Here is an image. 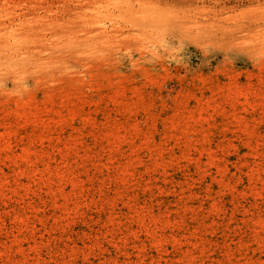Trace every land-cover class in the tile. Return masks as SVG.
<instances>
[{
  "label": "rangeland",
  "instance_id": "obj_1",
  "mask_svg": "<svg viewBox=\"0 0 264 264\" xmlns=\"http://www.w3.org/2000/svg\"><path fill=\"white\" fill-rule=\"evenodd\" d=\"M0 264H264V0H0Z\"/></svg>",
  "mask_w": 264,
  "mask_h": 264
}]
</instances>
